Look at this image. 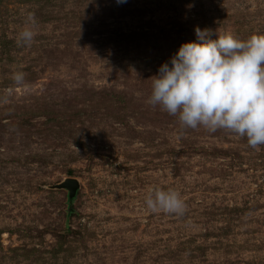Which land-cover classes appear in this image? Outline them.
Returning <instances> with one entry per match:
<instances>
[{
    "label": "rangeland",
    "instance_id": "obj_1",
    "mask_svg": "<svg viewBox=\"0 0 264 264\" xmlns=\"http://www.w3.org/2000/svg\"><path fill=\"white\" fill-rule=\"evenodd\" d=\"M197 26L262 35L264 0H0V264H264V145L146 104ZM154 186L185 215L148 210Z\"/></svg>",
    "mask_w": 264,
    "mask_h": 264
},
{
    "label": "clouds",
    "instance_id": "obj_2",
    "mask_svg": "<svg viewBox=\"0 0 264 264\" xmlns=\"http://www.w3.org/2000/svg\"><path fill=\"white\" fill-rule=\"evenodd\" d=\"M126 0H117L125 3ZM38 27L34 14L17 34L18 46L30 47ZM196 41L183 43L170 63H163L151 79L146 104L176 117L182 130H226L246 138L249 147L264 145V34L247 40L232 34L212 38V30L195 28ZM22 86L26 73L13 72ZM145 205L153 213L183 217L186 203L172 188L152 187Z\"/></svg>",
    "mask_w": 264,
    "mask_h": 264
},
{
    "label": "water",
    "instance_id": "obj_3",
    "mask_svg": "<svg viewBox=\"0 0 264 264\" xmlns=\"http://www.w3.org/2000/svg\"><path fill=\"white\" fill-rule=\"evenodd\" d=\"M49 188L53 189H59V190H65L68 193V199H69V208L68 210H71V204L76 197V194L80 188V182L77 178L73 177H67L60 183L56 185H52Z\"/></svg>",
    "mask_w": 264,
    "mask_h": 264
},
{
    "label": "trees",
    "instance_id": "obj_4",
    "mask_svg": "<svg viewBox=\"0 0 264 264\" xmlns=\"http://www.w3.org/2000/svg\"><path fill=\"white\" fill-rule=\"evenodd\" d=\"M71 212V211H70ZM69 212V213H70ZM66 227H67V230H66V233H68L70 230H69V228H68V225H66Z\"/></svg>",
    "mask_w": 264,
    "mask_h": 264
}]
</instances>
